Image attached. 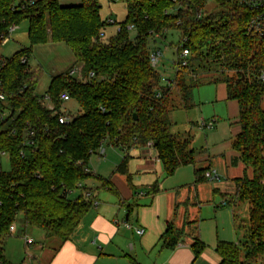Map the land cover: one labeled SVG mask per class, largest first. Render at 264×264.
<instances>
[{
	"label": "trees",
	"instance_id": "16d2710c",
	"mask_svg": "<svg viewBox=\"0 0 264 264\" xmlns=\"http://www.w3.org/2000/svg\"><path fill=\"white\" fill-rule=\"evenodd\" d=\"M209 1L124 0V19L109 23L99 13L102 0H80L70 6L61 5L60 0H0V47L8 28L22 19L28 22L30 43L10 58L0 54V93L10 110L0 122V153L7 154L10 163L7 171L0 165V241L10 234L9 226L19 213L26 226L41 229L46 237L67 240L91 205L85 192L72 199L69 193L79 188L78 183L95 177L84 169L104 141L124 150L115 171L127 177L128 150L148 142L166 176L194 164L190 140L170 132L166 105L172 90L189 107L194 87L221 82L227 99L238 107L239 132L231 144L237 156L232 163L240 161L249 167L252 177L233 179V199L247 203L248 226L236 242H217L218 264H264V81L260 79L264 39L246 30L251 12L232 0H213L220 9L208 10ZM111 24L118 29L103 42L101 33ZM129 28L136 32L132 40ZM169 29L180 34L175 71L173 79L161 84L159 72L150 64V53L160 49L150 51L146 39H163ZM48 41L63 42L71 49L80 64L81 79L68 72L55 75L46 93L39 96L34 91L37 74L27 61L33 45ZM184 49L188 54L183 58ZM209 64L220 71L205 79L202 72L208 71ZM62 93L79 107L78 114H68L67 124L57 120L58 114H65L60 110ZM46 95L57 114L42 105ZM28 139L33 140L31 146L25 144ZM202 171L194 169L196 181ZM157 191L155 183L150 192ZM235 217L233 209L237 231ZM178 240L179 233L169 224L162 244L173 248ZM203 248L199 240L192 245L195 256ZM0 264H12L1 245Z\"/></svg>",
	"mask_w": 264,
	"mask_h": 264
},
{
	"label": "crops",
	"instance_id": "0c3cea01",
	"mask_svg": "<svg viewBox=\"0 0 264 264\" xmlns=\"http://www.w3.org/2000/svg\"><path fill=\"white\" fill-rule=\"evenodd\" d=\"M213 84L222 85L219 99L229 100L225 84ZM120 150V157L112 162L107 178L92 171L87 163L95 177L86 179L73 191L78 192L77 195L89 193L86 197L91 199V205L67 240L46 237L19 219L14 222L15 232L0 241L6 260L12 264H218L217 242H236L238 239L233 222L236 203L233 179L238 176L233 174L235 177L230 182L219 183L201 200L196 183L208 180L203 173L213 169L210 164L196 168L194 157V164L188 166L204 169L201 179L196 181L193 170L195 179L178 181L174 177L179 175L181 168L166 176L155 149L147 145L136 146L127 152V177L115 171L125 155L124 150ZM100 151L105 152L104 148ZM98 159H101L100 155ZM215 181H219V177ZM104 182L107 185L103 186ZM155 183L158 191L151 193L150 187ZM226 206L229 210L221 208ZM169 224L179 233L173 248L165 247L161 241ZM135 227L144 228V233L136 234ZM25 237L33 241L28 246ZM196 240L204 245L197 256L192 250Z\"/></svg>",
	"mask_w": 264,
	"mask_h": 264
},
{
	"label": "rangeland",
	"instance_id": "374dc122",
	"mask_svg": "<svg viewBox=\"0 0 264 264\" xmlns=\"http://www.w3.org/2000/svg\"><path fill=\"white\" fill-rule=\"evenodd\" d=\"M80 0H60V4L64 6L77 5ZM100 8V16L107 20L111 18L117 23L122 21L125 16L124 0L107 1L102 0ZM215 2L210 0L207 5L208 10H219V7H214ZM28 22L22 19L18 25L11 31L9 40L6 44L0 47V54L5 58H10L15 52L24 48H29L30 43L27 36ZM118 27L117 24H111L106 27L101 33L103 42L113 36ZM136 32L133 28L128 29V36L134 39ZM164 38L149 36L146 39L147 48L152 51L153 47H159L161 51L159 64L156 66L160 75V83L166 84L168 79H173L175 71V59L177 57L176 46L179 42V31L169 29L163 33ZM27 66L37 74L34 91L37 95L42 96L46 93L51 78L62 73H70L72 78L81 79L80 64L71 49L63 42L48 41L42 44H35L31 47V52L27 61ZM208 71H203V78L216 76L215 71H220V68L215 65H208ZM231 74V72H227ZM221 86V87H220ZM204 82L197 85L191 90L190 107L185 108L177 93L171 91L169 101L166 105V110H169V119L171 121L170 131L180 139H189V147L194 150L196 168H205L209 164L216 170L219 181L205 180L196 183L200 189V199L208 194L209 191L219 183H227L232 177H242L246 175L252 177V170L244 166L240 161L236 164L232 163L237 153L232 149V141L239 132L237 123V103L234 100L219 99L222 93V85ZM184 107V108H183ZM261 107L264 110V97L261 101ZM186 109V110H185ZM60 110L66 115L71 116L79 113V107L73 99L63 101ZM69 115V116H70ZM213 121V122H212ZM212 122L213 126L203 127L201 123ZM105 152L92 154L88 160V166L97 174L104 178L109 176L107 173L110 170L112 162L120 157V148L110 146L107 141L102 144ZM100 155L101 159H98ZM119 159V158H118ZM119 162V161H118ZM1 169L7 171L10 169L9 157L7 154L0 153ZM185 167V168H183ZM181 168L179 175H175L174 180L188 181L195 179L193 175V166L187 165ZM112 169V168H111ZM243 169L245 173L242 172ZM189 172V173H188ZM107 173V174H106ZM235 176H232V175ZM189 175V176H188ZM189 177V178H188ZM227 181V182H226ZM232 184V183H231ZM233 185V184H232ZM78 192L69 193V198L76 197ZM219 198V196L217 197ZM215 198V200H217ZM235 202V201H234ZM223 210L229 208L221 207ZM246 202H236L234 205V215L237 231L236 237L241 238L245 234L248 226V212ZM227 212V211H225ZM23 219V215L19 213L16 221ZM206 225H211L206 223ZM28 228L42 232L41 229L27 226ZM228 230V227H227ZM232 236V234H229Z\"/></svg>",
	"mask_w": 264,
	"mask_h": 264
},
{
	"label": "built area",
	"instance_id": "2783aa9c",
	"mask_svg": "<svg viewBox=\"0 0 264 264\" xmlns=\"http://www.w3.org/2000/svg\"><path fill=\"white\" fill-rule=\"evenodd\" d=\"M235 3L239 4L240 6H242L243 8H245L246 10H248L249 12H251L248 21H247V25H246V30L249 34L258 36L259 38H263L264 39V0H232ZM107 22L109 23H113L111 18L107 19ZM16 26L11 25L8 28L7 34L3 36V40H2V44H5L6 42H8L9 40V36L11 34V31L15 28ZM188 54L187 50H182L180 53L181 57H186ZM160 56H161V51L160 50H156V51H152L150 53V64L156 68V66L159 64L160 61ZM22 62H25V58H22L21 60ZM182 64H185V62L183 61ZM73 73V70L70 72V74ZM90 76H92V73L89 74ZM260 79L264 81V75L261 74L260 75ZM62 101H66L69 100L70 98L68 97V95L66 93H62L59 97ZM42 105H44V107L54 113L57 114V111L54 108V105L52 104V102L50 101V98L46 95L44 96V98L41 100ZM10 113L9 110V105L6 101L5 95L0 93V122H2ZM57 120L60 124H67L68 122L71 121V116L66 115V114H58L57 115ZM213 122V121H212ZM209 122V123H201V126L203 127H212L213 123ZM32 135V132L29 133V136ZM28 146H31L33 144V140L28 139L27 142L25 143ZM147 146L153 148V146L151 145L150 142H148L146 144ZM26 150L24 149L21 154H23ZM86 173H91V171L86 167L85 169ZM204 178L208 179V180H216L218 179V175L216 173V170L214 169H209L206 170L203 173ZM81 184L78 183V187L80 188ZM86 196H89V193H86ZM134 231L136 234L138 235H142L144 233V228L142 227H135ZM15 232V225L14 222L9 226V233H14ZM32 239L25 237V243L26 245H30L32 243Z\"/></svg>",
	"mask_w": 264,
	"mask_h": 264
},
{
	"label": "water",
	"instance_id": "95a60500",
	"mask_svg": "<svg viewBox=\"0 0 264 264\" xmlns=\"http://www.w3.org/2000/svg\"><path fill=\"white\" fill-rule=\"evenodd\" d=\"M242 78H243V76H242Z\"/></svg>",
	"mask_w": 264,
	"mask_h": 264
}]
</instances>
